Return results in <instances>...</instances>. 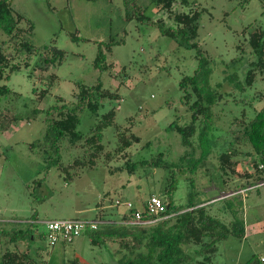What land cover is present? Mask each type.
<instances>
[{
	"label": "rangeland",
	"instance_id": "1",
	"mask_svg": "<svg viewBox=\"0 0 264 264\" xmlns=\"http://www.w3.org/2000/svg\"><path fill=\"white\" fill-rule=\"evenodd\" d=\"M192 1L184 4L177 0L172 12L201 11L196 41L210 60L211 85L220 83L221 92L228 95L213 107V151L195 172L193 189L186 168L182 173L176 169L177 188L169 196L179 206L188 203L191 191L198 202L211 199L210 213L230 224L235 216L224 204L246 184V172L254 173L255 169L252 159L240 154L223 175L218 169V153L230 146L232 131L239 127L235 119L246 115V98L264 91V79L259 77L246 92L234 88L227 76L238 74L242 78L245 74L246 26L264 28V0ZM135 3L146 15L176 26L172 12L158 10L153 0H12L14 10L25 17L21 26L33 25L27 38L36 51L15 57L13 62L20 63L21 69L4 82L18 94L4 96L0 102V111L11 108L18 116L9 128L3 130L0 125V255L6 246H15L6 243L2 231L31 229L35 238H26L18 246L22 251L29 248L39 264H118L117 242L93 244L88 230L72 243L51 245L43 221L82 218L121 222L128 211L127 202L143 208L151 194L168 198L165 187L170 172L152 163L159 153L168 163L192 164L181 159L190 148L168 126L176 119L182 125L190 122L180 82L195 73L198 49L180 45L156 26L128 19ZM8 39L0 31V45L7 41V52L14 54ZM53 47L62 50L64 57L42 68L45 58L53 57ZM100 51L106 55L108 67L104 70L95 66ZM52 74L57 75L53 81L49 78ZM97 81L119 98L101 99L98 115L80 108L78 129L88 133L104 113L115 109L113 123L102 131L105 154L111 153V157L103 155L94 168H78L72 167V160L83 152L62 149L61 163L49 165L42 147H31L45 134L48 110L62 104L58 97L74 107L78 84ZM45 89L48 92L39 98ZM254 100L255 107L264 105V100ZM35 108L41 111L33 116ZM131 132L139 139L128 148L136 169L133 173L116 171L126 162L117 151L119 138ZM194 141L197 145V138ZM200 154L197 145L192 156L195 159ZM52 155L54 159L55 153ZM259 190L261 193L256 188L248 193L246 189L239 191L243 205L238 207L237 217L247 221L246 236L230 234L222 239L212 264H246L253 255L264 259V185ZM228 196L232 197L224 199Z\"/></svg>",
	"mask_w": 264,
	"mask_h": 264
},
{
	"label": "trees",
	"instance_id": "2",
	"mask_svg": "<svg viewBox=\"0 0 264 264\" xmlns=\"http://www.w3.org/2000/svg\"><path fill=\"white\" fill-rule=\"evenodd\" d=\"M158 10L173 11V5L177 0H153ZM184 4L194 2L192 0H182ZM200 10L189 12H172V17L176 26H168L163 19L155 20L153 17L146 15L145 9L136 3L132 6L127 18H136L142 24L158 27L163 34L175 39L180 45L187 48H197L199 63L195 73L185 76L180 82V87L184 91V101L188 105L191 113V119L188 124L182 125L179 119L169 124V130H176L182 137V144L186 149L182 160L188 159L192 164L187 167L168 163L164 160L163 153H159L153 160V164L162 165L168 169L170 175L166 185L167 199L164 201L166 210L162 213V218L151 224H130L123 223L129 219L133 210L128 211L123 216L121 222H104V226L99 225L97 229L90 230L91 241L93 244L107 243L108 241L117 242L118 264H212L213 257L218 251V243L233 234L243 238L246 236L247 221L237 217L238 207L243 205V199L240 197V190L248 193L251 189L259 188L264 183V105L255 107L254 99L264 100V91L256 93L254 98H246V115L235 119L239 126L232 131L233 137L230 146L218 153L219 170L228 174L227 168L232 169L233 158L240 154L250 157L255 169L254 173L246 172L248 178L243 187L237 189L234 199H224L228 201L224 204L225 208L232 211L235 218L230 224H226L218 217L212 215L208 210L209 201L198 202L194 199L193 191L190 193L188 203L184 206L175 205L170 194L177 188L176 169L182 173L185 168L190 173L188 176L191 189L195 184V172L200 164H204L206 159L213 151L214 135H210L214 129L213 107L223 100L228 93L220 90V83L212 86L210 83L211 68L210 60L203 54L196 41L200 28ZM24 16L17 13L13 6L12 0H0V31L6 34L8 45L12 46L14 54L7 52L5 43L2 40L0 45V102L4 96L18 94L4 80L10 79L12 72L20 70L21 64L14 63L17 56L26 54L30 56L36 51L34 44L27 38L29 32L33 29L32 24L27 27L21 26ZM253 24L246 26V71L241 78L238 74H230L227 79L232 82L233 87L239 91L250 90L259 77L264 79V28L262 26L252 27ZM250 48H249V46ZM53 57H46L42 62V68L56 63L64 57V52L57 47H53ZM29 64V62H26ZM95 66L100 69H106V55L100 51ZM52 81L57 78L56 74L49 77ZM48 89L42 90L39 98L44 97ZM77 103L71 107L68 103L63 102V97H58L62 104L54 106L48 110L46 116V130L42 140L38 143H32L31 147L41 146L44 152V158L49 165H59L62 161V149H78L83 152L80 156L72 160V167H90L94 168L100 158H110L111 153L105 154V145L102 142L103 129L113 123L116 114L115 109L104 113L98 122L90 128L88 133H83L78 129L81 118L78 114L80 108H88L98 115L101 106V99L119 98L117 93L105 89L101 82L97 81L93 85L78 84V90L75 93ZM250 104V107L247 104ZM41 110L35 108L33 116ZM18 121L17 114L11 108H4L0 111L1 128L7 129L13 122ZM201 148L199 158H193L192 154L196 151V144ZM120 146L118 152L122 154L126 162L124 165L117 167L115 170L127 169L133 173L136 164L132 162L131 155L128 152L135 140H139L135 133L124 134L119 138ZM246 146V149H240ZM55 153V158L52 154ZM118 154V153H117ZM192 156V157H191ZM66 170V168H64ZM69 176V175H68ZM153 195V194H151ZM218 198V196L213 199ZM235 201L237 203H235ZM236 204V205H235ZM145 213V212H144ZM155 217V216H153ZM102 224V223H100ZM1 236L5 238L6 243L14 244V248L5 247L0 255V264H39L27 250H21L18 243L26 238L29 240L35 238L34 231L31 229L4 230ZM246 264H264V259L253 255Z\"/></svg>",
	"mask_w": 264,
	"mask_h": 264
},
{
	"label": "built area",
	"instance_id": "3",
	"mask_svg": "<svg viewBox=\"0 0 264 264\" xmlns=\"http://www.w3.org/2000/svg\"><path fill=\"white\" fill-rule=\"evenodd\" d=\"M264 183L260 184L263 185ZM117 205L121 204L120 200L116 201ZM128 210H133L129 215V219L123 223L130 224H151L162 218V213L166 210L164 201L156 194L151 195L143 208H137L132 202L126 203ZM145 212V213H144ZM155 216V217H153ZM103 220H88L82 218L75 219H49L44 220L46 225V236L50 240L51 245L60 242L72 243L76 238L81 236L87 229H97Z\"/></svg>",
	"mask_w": 264,
	"mask_h": 264
},
{
	"label": "crops",
	"instance_id": "4",
	"mask_svg": "<svg viewBox=\"0 0 264 264\" xmlns=\"http://www.w3.org/2000/svg\"><path fill=\"white\" fill-rule=\"evenodd\" d=\"M128 211H129V210H128ZM128 211H127V212H124L123 216L126 215V214L128 213Z\"/></svg>",
	"mask_w": 264,
	"mask_h": 264
}]
</instances>
